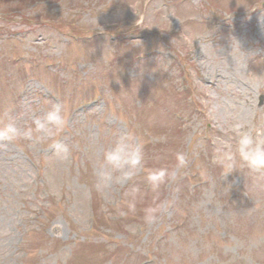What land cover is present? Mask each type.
I'll use <instances>...</instances> for the list:
<instances>
[{
	"label": "rangeland",
	"instance_id": "374dc122",
	"mask_svg": "<svg viewBox=\"0 0 264 264\" xmlns=\"http://www.w3.org/2000/svg\"><path fill=\"white\" fill-rule=\"evenodd\" d=\"M143 2L0 0V127H34L55 103L67 121L52 136L0 140V264H264V172L238 160L224 179L212 143L237 122L264 132V0ZM123 20L140 39L107 42L103 25ZM124 133L143 142L144 169L102 195L104 153ZM177 152L188 164L153 191L146 170L175 168ZM136 223L139 234L121 232Z\"/></svg>",
	"mask_w": 264,
	"mask_h": 264
},
{
	"label": "clouds",
	"instance_id": "9594fccd",
	"mask_svg": "<svg viewBox=\"0 0 264 264\" xmlns=\"http://www.w3.org/2000/svg\"><path fill=\"white\" fill-rule=\"evenodd\" d=\"M195 39V37H190ZM66 117L63 114L62 106L55 103L44 114L43 118L33 120L34 127H27L23 131L17 127L14 119L0 127V140L12 141L19 137L31 140L36 134L52 136L53 129L56 133L61 132L66 125ZM39 138V137H38ZM165 137H160L163 141ZM215 145L213 162L220 166L224 179L234 170L239 169L237 161L243 163L249 170L254 172H264V132L248 126L245 123L237 122L231 126L230 132L224 136L212 138ZM54 154L67 159L70 150L67 144L62 141H53L51 145ZM104 162L107 168L100 173V179L95 185L96 191L102 195H107V190L112 183H125L134 179L138 172L144 169V145L133 134L124 133L118 136L114 145L105 151ZM188 164L187 154L176 153L175 168L159 167L146 170V181L153 191H158L161 185L168 180L174 179L179 169ZM113 173L119 175L113 176ZM133 194L139 192L138 187H133ZM129 211H135V196L128 202ZM163 208V205L149 206L145 209V221L152 223L156 219V214Z\"/></svg>",
	"mask_w": 264,
	"mask_h": 264
}]
</instances>
